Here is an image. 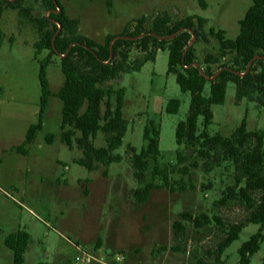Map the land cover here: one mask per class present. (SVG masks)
Here are the masks:
<instances>
[{"label":"rangeland","instance_id":"obj_1","mask_svg":"<svg viewBox=\"0 0 264 264\" xmlns=\"http://www.w3.org/2000/svg\"><path fill=\"white\" fill-rule=\"evenodd\" d=\"M58 1L70 17L80 20V33L101 42L107 34L121 33L128 22L141 16L146 17L144 27L149 28L151 20L163 12L169 14L170 24L193 14L203 16L207 19L206 29H224L226 37L233 39L239 32L238 20L252 3L205 0L207 7L202 8L197 0H110V5L108 0ZM23 3L33 17L48 15L46 0ZM0 28V264H13L4 238L18 228L30 234L22 264H216L210 252H214L229 225L244 221L249 210L238 199L215 203L235 182L231 158L221 157L219 148L220 161L212 159L214 150L205 158L201 141L193 145L176 143V125L187 115L190 93L181 91L175 75L167 73L168 50H158L155 60L145 62L139 71L123 73L105 83L125 89L122 113L128 120L127 130L122 144L112 151L121 159L87 169L77 163L83 157L76 142L80 132L65 126L72 131L71 146L61 138L62 102L57 92L64 78L57 55H51L46 68L50 93L42 128L31 143L24 144L29 126L37 122L39 61L48 50L35 52L38 25L29 17L19 16L17 9L3 12ZM193 46L197 63L206 67L204 58L215 53L218 43L197 37ZM138 54L135 47L130 58ZM228 58L210 63L209 68L216 70ZM208 90L209 83L203 93ZM171 98L180 99L176 113L165 111ZM211 109L213 119L207 126L210 134L230 136L245 116L249 130L264 131L263 110L247 99L236 104L235 84L231 81L226 85L224 102L212 104ZM151 121L160 131L159 154L148 159L145 178L139 182L133 177L126 148L130 144L140 151L146 145L143 128ZM202 130L200 117L198 133ZM91 141L96 147L106 146L101 130ZM21 148L26 153L18 151ZM177 150L185 157L182 163L177 161ZM155 164L165 170L173 190L163 185L160 175L152 174ZM182 168H187L186 172ZM147 182L157 186L150 189L145 201L139 202L132 191ZM113 190L119 198L109 195ZM184 212L215 215L219 222L212 220L195 227L182 217ZM175 221L184 225L183 231L174 229ZM257 228V224L249 223L241 230L238 239L223 252L222 264L238 263V248ZM249 264H264V240Z\"/></svg>","mask_w":264,"mask_h":264},{"label":"trees","instance_id":"obj_2","mask_svg":"<svg viewBox=\"0 0 264 264\" xmlns=\"http://www.w3.org/2000/svg\"><path fill=\"white\" fill-rule=\"evenodd\" d=\"M46 1L48 15L33 17L31 9L24 6V0H0V19L6 9H17L19 16L29 17L38 25L39 39L34 44L35 52L48 50V55L39 61L41 97L37 122L29 126L24 144L31 143L37 131L42 128V118L50 93L46 68L51 62V55H57L64 78L63 85L57 92L62 102L61 138L71 146L72 131L64 129L65 126H71L80 132L76 142L82 149L83 157L77 163L87 169L95 168L97 163L120 161L121 155L113 154L112 151L122 144L127 130L128 120L122 113L125 89L105 86V83L120 78L123 73L139 71L145 62L155 60L158 50H168L167 73L175 75L181 91L190 93L187 115L176 125V143L193 145L201 141L205 147L201 154L205 158L209 156V151L214 150L212 159L220 161L217 148L223 155L221 157L231 158L236 170L235 182L227 187L225 195L215 203L225 204L231 199H238L245 202L249 210L244 221L229 225L225 236L210 254L216 264H222L221 256L225 249L238 239L239 233L247 224L254 223L258 225L256 232L238 248L237 264H249L251 256L261 248L264 240V131L249 130L246 116L228 137L218 132L210 134L207 126L213 119L211 105L224 102L229 81L235 84L236 104L247 99L264 112V0H252L244 16L238 20L239 32L233 39L226 37L224 29L213 26L206 29L207 19L203 16L193 14L170 24L169 14L163 12L151 20L149 28L144 27L146 17L141 16L128 22L121 33L107 34L103 42L80 33V20L70 17L58 0ZM197 1L200 7H207L205 0ZM108 4L110 5V0ZM2 36L0 28V40ZM197 37L205 41L212 38L218 43L215 53L205 56L203 63L206 67L196 61L193 43ZM135 47L140 54L131 59L130 52ZM227 56L229 58L221 62L216 70L209 68L210 63H217ZM207 83L209 90L204 94ZM112 99L115 100L114 104ZM102 105H105L104 112ZM179 106L180 99L171 98L166 103L165 111L176 113ZM200 117L203 130L198 133ZM99 130L105 134V147H96L91 141ZM159 135V129L151 121L143 128L146 145L140 151L130 144L126 148L133 177L139 182L145 178L148 159H155L159 154ZM50 140L51 134L48 136V141ZM18 151L26 153L22 148ZM176 158L179 163L185 161L179 150ZM186 170L187 168H182V171ZM164 171L159 164H155L152 174L160 175L163 185L173 190ZM242 182L243 185H240ZM156 186L154 182H147L132 193L139 202H143L148 198L150 189ZM182 217L195 227L211 223L212 220L219 222L217 216H209L204 212L197 215L184 212ZM173 227L178 231L184 230V225L179 221H175ZM29 239V232L22 228L5 236L4 244L12 252L13 264L24 262Z\"/></svg>","mask_w":264,"mask_h":264},{"label":"crops","instance_id":"obj_3","mask_svg":"<svg viewBox=\"0 0 264 264\" xmlns=\"http://www.w3.org/2000/svg\"><path fill=\"white\" fill-rule=\"evenodd\" d=\"M119 190H120V189H119ZM116 192H117V191L113 190V192H112V193L110 192L111 194H109V195H110V196H113L114 198H115V197H118V198H119V196L116 194ZM118 202H119V201H118ZM25 252H26V251H25Z\"/></svg>","mask_w":264,"mask_h":264},{"label":"built area","instance_id":"obj_4","mask_svg":"<svg viewBox=\"0 0 264 264\" xmlns=\"http://www.w3.org/2000/svg\"><path fill=\"white\" fill-rule=\"evenodd\" d=\"M212 77V76H211Z\"/></svg>","mask_w":264,"mask_h":264}]
</instances>
